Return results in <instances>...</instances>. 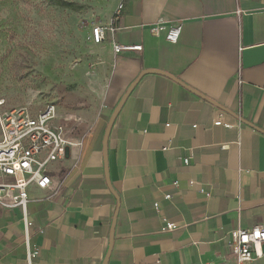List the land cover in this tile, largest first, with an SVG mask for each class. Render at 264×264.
I'll return each instance as SVG.
<instances>
[{
  "label": "crops",
  "instance_id": "0c3cea01",
  "mask_svg": "<svg viewBox=\"0 0 264 264\" xmlns=\"http://www.w3.org/2000/svg\"><path fill=\"white\" fill-rule=\"evenodd\" d=\"M120 4L93 42L104 116L49 189H29L33 264H234L231 232L264 228V0ZM160 20L183 23L177 44L151 33ZM26 256L22 211L0 206V264Z\"/></svg>",
  "mask_w": 264,
  "mask_h": 264
},
{
  "label": "rangeland",
  "instance_id": "374dc122",
  "mask_svg": "<svg viewBox=\"0 0 264 264\" xmlns=\"http://www.w3.org/2000/svg\"><path fill=\"white\" fill-rule=\"evenodd\" d=\"M120 1L0 0L1 111L54 104L69 136L85 140L104 116L110 73L92 32L107 26Z\"/></svg>",
  "mask_w": 264,
  "mask_h": 264
},
{
  "label": "built area",
  "instance_id": "2783aa9c",
  "mask_svg": "<svg viewBox=\"0 0 264 264\" xmlns=\"http://www.w3.org/2000/svg\"><path fill=\"white\" fill-rule=\"evenodd\" d=\"M122 10L123 4H120L116 13H121ZM182 30V22L166 27L162 20L150 29L153 35H159L165 31L166 41L170 44L178 43ZM106 33V27H95L92 32L93 42L103 43ZM118 49L119 46L115 44V50ZM133 49L141 51L142 46ZM2 105L1 102L0 206L8 210L20 209L22 211L27 248L26 262L33 264L39 251L32 248L30 244L32 222L29 221L27 213L30 201L29 189L31 187L39 190L49 189L53 183V174L57 171L56 165L80 156L84 140L70 141L67 139V123L61 121L58 109L54 104H48L37 112L28 109H15L7 113L1 111ZM214 125L231 127L223 122L222 117L215 120ZM188 163L189 160H185V164ZM191 185L194 183L192 182ZM201 192L204 191L201 189ZM165 199L170 200L171 196L168 195ZM165 229L173 231L177 229V226L166 222ZM263 243V226L231 232L229 245L236 257L234 264H251L263 257Z\"/></svg>",
  "mask_w": 264,
  "mask_h": 264
},
{
  "label": "water",
  "instance_id": "95a60500",
  "mask_svg": "<svg viewBox=\"0 0 264 264\" xmlns=\"http://www.w3.org/2000/svg\"><path fill=\"white\" fill-rule=\"evenodd\" d=\"M132 89V88H131ZM131 89L128 91V93L126 94V96L124 97V99L122 100V102L119 104V106L117 107V109L115 110V112L113 113L112 117H111V120L109 122V125H108V128H107V131H106V134H105V140H104V155H105V161L107 160V140H108V137H109V133H110V130H111V127L113 125V122L119 112V110L121 109V106L123 105V102L125 100V98L127 97V95L130 93ZM106 166H107V161H106ZM107 170V168H106ZM109 257V255H108ZM108 257L105 261L104 264H107L108 262Z\"/></svg>",
  "mask_w": 264,
  "mask_h": 264
},
{
  "label": "trees",
  "instance_id": "16d2710c",
  "mask_svg": "<svg viewBox=\"0 0 264 264\" xmlns=\"http://www.w3.org/2000/svg\"><path fill=\"white\" fill-rule=\"evenodd\" d=\"M59 4L62 5V6H64V7H67V8L73 7L72 4H69V3L63 2V1H59ZM113 22H114V17H113Z\"/></svg>",
  "mask_w": 264,
  "mask_h": 264
}]
</instances>
